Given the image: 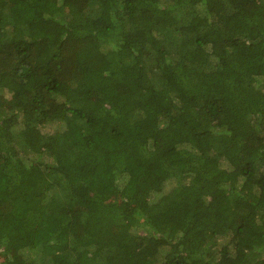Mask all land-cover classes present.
Here are the masks:
<instances>
[{"label": "trees", "instance_id": "obj_1", "mask_svg": "<svg viewBox=\"0 0 264 264\" xmlns=\"http://www.w3.org/2000/svg\"><path fill=\"white\" fill-rule=\"evenodd\" d=\"M0 264H264V0H0Z\"/></svg>", "mask_w": 264, "mask_h": 264}, {"label": "rangeland", "instance_id": "obj_2", "mask_svg": "<svg viewBox=\"0 0 264 264\" xmlns=\"http://www.w3.org/2000/svg\"><path fill=\"white\" fill-rule=\"evenodd\" d=\"M153 180V176H151V181Z\"/></svg>", "mask_w": 264, "mask_h": 264}]
</instances>
